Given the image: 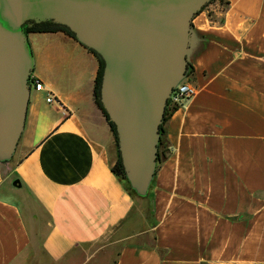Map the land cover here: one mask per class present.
I'll return each instance as SVG.
<instances>
[{"label": "crops", "instance_id": "obj_1", "mask_svg": "<svg viewBox=\"0 0 264 264\" xmlns=\"http://www.w3.org/2000/svg\"><path fill=\"white\" fill-rule=\"evenodd\" d=\"M190 33L194 94L162 125L144 195L111 172L96 57L28 34L43 89L0 160V264H264V0H213Z\"/></svg>", "mask_w": 264, "mask_h": 264}, {"label": "water", "instance_id": "obj_2", "mask_svg": "<svg viewBox=\"0 0 264 264\" xmlns=\"http://www.w3.org/2000/svg\"><path fill=\"white\" fill-rule=\"evenodd\" d=\"M210 0H0V160L24 127L32 54L27 21H54L103 60L102 108L125 177L144 195L154 175L167 98L187 71L191 22Z\"/></svg>", "mask_w": 264, "mask_h": 264}, {"label": "trees", "instance_id": "obj_3", "mask_svg": "<svg viewBox=\"0 0 264 264\" xmlns=\"http://www.w3.org/2000/svg\"><path fill=\"white\" fill-rule=\"evenodd\" d=\"M211 1H213V0H210L209 3ZM205 6L202 8V10L205 8ZM23 29H24L25 33H27V34L62 32L65 35L76 40L74 34L66 26L58 24V23H56L54 21H50V20L40 21V22L27 21L23 25ZM87 49L89 50L90 53H92L96 57L97 62H98V69H97V74L95 77L94 88H93V99H94L95 105L101 110V112L103 113V116L107 120L110 131H111L113 138H114V143H115V147H116V151H117V159H116L115 163L111 166V172L126 184V187L131 194H134L133 190L130 189V187L128 186V184L125 180V171H124V167L122 165L120 155L118 152V147H117V137H116V132H115V126L109 120L106 112L102 108V103L100 100V84H101V77H102V71H103V60L101 59V57L96 52H94L90 48H87ZM175 110H176V108L170 110V109H168V107H165L164 117L162 119V123L159 126L160 132L162 130V125L164 124V122L171 116V114ZM159 143H160V134H159V139H158V145H159ZM158 145H157V148H158ZM157 158H158V150H157Z\"/></svg>", "mask_w": 264, "mask_h": 264}, {"label": "built area", "instance_id": "obj_4", "mask_svg": "<svg viewBox=\"0 0 264 264\" xmlns=\"http://www.w3.org/2000/svg\"><path fill=\"white\" fill-rule=\"evenodd\" d=\"M38 92L41 91L42 88V83L33 79H30V90ZM194 87L191 83L186 81V74L184 78H182L172 89L171 93L169 94L167 98V103L166 107L168 109L172 110L174 108H178L179 106L182 105V103L191 98L194 94ZM45 101L47 103H57L53 95L48 94L45 97Z\"/></svg>", "mask_w": 264, "mask_h": 264}, {"label": "rangeland", "instance_id": "obj_5", "mask_svg": "<svg viewBox=\"0 0 264 264\" xmlns=\"http://www.w3.org/2000/svg\"><path fill=\"white\" fill-rule=\"evenodd\" d=\"M31 91H33V89H32ZM115 148H116V147H115ZM125 180H126V182H127L128 186L130 187V185H129V183H128L127 179H126V177H125ZM130 189L132 190V188H131V187H130ZM133 191H134V190H133Z\"/></svg>", "mask_w": 264, "mask_h": 264}]
</instances>
